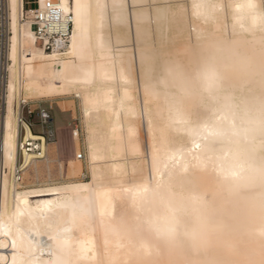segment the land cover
<instances>
[{"label":"bare ground","instance_id":"obj_1","mask_svg":"<svg viewBox=\"0 0 264 264\" xmlns=\"http://www.w3.org/2000/svg\"><path fill=\"white\" fill-rule=\"evenodd\" d=\"M60 1L62 58L0 0V264H264V0ZM72 94L89 181L20 189L48 162L20 104Z\"/></svg>","mask_w":264,"mask_h":264},{"label":"rangeland","instance_id":"obj_2","mask_svg":"<svg viewBox=\"0 0 264 264\" xmlns=\"http://www.w3.org/2000/svg\"><path fill=\"white\" fill-rule=\"evenodd\" d=\"M35 0H25L27 3L34 2ZM32 8L33 6H27L26 8ZM1 11V29H0V112L2 109V90L4 74L3 68L5 63V39H6V16L4 6ZM4 16V17H3ZM111 34H115L114 31ZM169 39L171 34H168ZM153 44L157 46L158 40L154 39ZM180 46V48H179ZM181 49L182 42L180 39H175L174 43L169 45V52H175ZM174 48V49H173ZM172 50V51H171ZM3 66V67H2ZM135 74L132 72V77ZM135 86V85H134ZM66 98V99H65ZM64 99H51V100H31L25 105L20 104L21 116L30 125L31 131L36 135H41L45 138V142L48 145L46 156L48 162L38 161L35 164L28 167L24 172L19 173L21 186L20 189L32 188L40 185H57L56 183H65L72 181V177H67V171L69 169L70 162L79 161L82 164L81 174L75 178L79 181H89V172L87 169V155L85 147V126L83 122V116L81 113V107L79 101L74 98V95L65 97ZM57 100V101H55ZM63 100V101H62ZM62 103H60V102ZM65 102V103H64ZM57 103V104H56ZM64 108L62 112L61 107ZM40 109L46 110L51 116V123L48 125H41L38 119V111ZM139 128L138 133L140 134L135 137L137 142L141 141L142 131ZM73 131H77L78 140L73 141ZM141 132V133H140ZM23 139V131L20 129L18 143L20 144ZM141 139V140H140ZM136 142V141H135ZM77 144V146H76ZM78 150V151H77ZM80 150V151H79ZM80 153L82 159L77 160L76 154ZM22 163L21 150L18 149L17 155V166ZM60 164V165H59ZM68 165V166H67ZM60 166V167H59ZM67 168V169H66ZM66 171V172H65ZM67 175V176H65ZM67 178V179H66ZM70 178V179H69ZM36 200L32 199L34 203Z\"/></svg>","mask_w":264,"mask_h":264},{"label":"built area","instance_id":"obj_3","mask_svg":"<svg viewBox=\"0 0 264 264\" xmlns=\"http://www.w3.org/2000/svg\"><path fill=\"white\" fill-rule=\"evenodd\" d=\"M48 5H58L59 7L49 8ZM27 6L33 7L26 8ZM52 13L60 17L59 21L53 20L52 23H65V29H62L60 32L50 30L47 25L50 23L48 18L49 14ZM23 18L30 23L35 44L40 47L43 52L56 55L58 58L65 57L68 52L72 32V14L69 9L62 8L60 0H44L42 4H40L38 0L31 3H26L24 0ZM21 119L24 121L22 116ZM38 119L41 125H48L52 121L49 113L43 109L38 111ZM79 159H82V156H79Z\"/></svg>","mask_w":264,"mask_h":264},{"label":"snow or ice","instance_id":"obj_4","mask_svg":"<svg viewBox=\"0 0 264 264\" xmlns=\"http://www.w3.org/2000/svg\"><path fill=\"white\" fill-rule=\"evenodd\" d=\"M48 7L52 8V7H59V6L58 5H56V6L48 5ZM48 18H49L50 23L47 26L50 28V30L55 31V32H60L62 29L66 28L65 23L64 24L52 23L53 20L59 21V18H60L59 15L52 13V14H49ZM17 123L19 124V120H17ZM2 152H3V142L0 141V153H2ZM8 155H11V153H8ZM2 179H3V185L6 188V185H7V172L6 171L4 172ZM13 187L15 189V183H14ZM14 195H15V191H14Z\"/></svg>","mask_w":264,"mask_h":264},{"label":"crops","instance_id":"obj_5","mask_svg":"<svg viewBox=\"0 0 264 264\" xmlns=\"http://www.w3.org/2000/svg\"><path fill=\"white\" fill-rule=\"evenodd\" d=\"M62 112H64V111H62ZM73 132H74V131H73ZM72 134H73V133H72ZM44 139H45V138H44ZM73 141L75 142L74 137H73ZM48 145H49V144L46 143V147H47V149H48ZM76 157H77V155H76Z\"/></svg>","mask_w":264,"mask_h":264}]
</instances>
